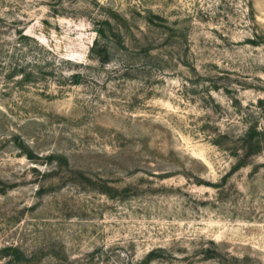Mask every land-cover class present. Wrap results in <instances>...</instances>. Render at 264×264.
<instances>
[{"label": "rangeland", "instance_id": "1", "mask_svg": "<svg viewBox=\"0 0 264 264\" xmlns=\"http://www.w3.org/2000/svg\"><path fill=\"white\" fill-rule=\"evenodd\" d=\"M0 264H264V0H0Z\"/></svg>", "mask_w": 264, "mask_h": 264}]
</instances>
